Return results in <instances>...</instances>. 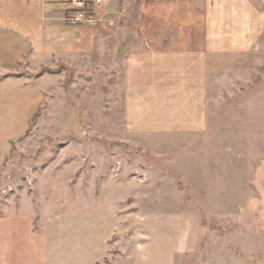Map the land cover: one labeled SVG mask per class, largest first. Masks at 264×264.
<instances>
[{"label": "crops", "instance_id": "obj_1", "mask_svg": "<svg viewBox=\"0 0 264 264\" xmlns=\"http://www.w3.org/2000/svg\"><path fill=\"white\" fill-rule=\"evenodd\" d=\"M68 2L0 0V172L10 142L27 131L41 102L39 85L8 77L24 71L29 58L65 60L112 47L123 74L127 120L149 127L130 135L167 137L185 123L187 131L203 136L208 74L220 72L223 59L244 56L254 43L264 42V0L97 4L118 7L120 20L135 10L132 27L124 21L112 33L71 25ZM89 178L85 195L70 198L68 212L37 211L29 201L19 209L15 201L7 204L0 213V264H176L205 238L195 214L164 205L143 211L142 195L121 193L125 177ZM128 180L135 186L144 182ZM154 180L165 184L171 178ZM97 185L105 187L100 194Z\"/></svg>", "mask_w": 264, "mask_h": 264}, {"label": "rangeland", "instance_id": "obj_2", "mask_svg": "<svg viewBox=\"0 0 264 264\" xmlns=\"http://www.w3.org/2000/svg\"><path fill=\"white\" fill-rule=\"evenodd\" d=\"M87 2L80 23L68 9L71 25H92L100 33L116 32L126 21L132 27L134 9L120 20L118 7ZM109 50L65 60L29 58L24 71L8 75L39 85L41 102L27 131L10 142L0 172V213L12 201L18 209L30 202L37 211L68 212L70 198L85 195L87 177L122 176L121 193L142 195L143 211L164 205L201 219L205 238L176 264H264V42L223 59L220 72L208 74L203 136L185 123L167 137L130 135L149 127L127 120L123 74ZM159 177L171 180L158 184ZM130 178L144 182L135 186ZM96 188L100 194L105 187Z\"/></svg>", "mask_w": 264, "mask_h": 264}, {"label": "built area", "instance_id": "obj_3", "mask_svg": "<svg viewBox=\"0 0 264 264\" xmlns=\"http://www.w3.org/2000/svg\"><path fill=\"white\" fill-rule=\"evenodd\" d=\"M106 2L108 0H95V2L99 5L102 2ZM69 10H71L74 13L73 16V23H80L81 20L85 19L84 11L86 7L88 6L87 0H69L68 2Z\"/></svg>", "mask_w": 264, "mask_h": 264}]
</instances>
